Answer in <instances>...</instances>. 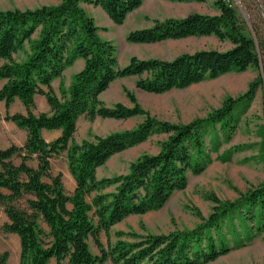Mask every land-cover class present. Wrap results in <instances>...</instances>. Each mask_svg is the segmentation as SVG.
<instances>
[{"label": "trees", "instance_id": "16d2710c", "mask_svg": "<svg viewBox=\"0 0 264 264\" xmlns=\"http://www.w3.org/2000/svg\"><path fill=\"white\" fill-rule=\"evenodd\" d=\"M143 2L59 0L56 5L34 9L0 10V60L5 61L0 66V81H5L0 101L8 108L18 99L27 110V115L7 113L4 118L27 131L25 144L0 150V206L7 217L2 231L17 236L19 264H208L230 252L223 226L236 243L248 239L253 231L264 232L263 183L235 201L210 196L211 214L207 219L200 216L202 223L192 230L145 235L118 231L115 243L110 244L112 227L130 216L160 210L174 192L186 187L189 174L197 176L206 170L210 154L220 145L215 140L211 148L206 147L207 127L221 124L227 130L237 104L252 98L263 83L259 76L244 95L227 98L208 117L188 124L151 117L126 88L123 91L131 106H107L100 95L118 79L135 77L137 90L158 95L264 65L261 30L252 24V36L226 0H215V15L192 13L153 20L151 27L131 31L126 42L155 44L214 36L229 42L228 50H200L171 61L133 56L121 67L115 47L100 38V28L82 5L98 7L112 23L122 25ZM77 59L83 60V68L67 88L60 82L57 96L52 82L61 80L64 70ZM36 95L46 98L50 115H33ZM137 116L144 120L133 129L105 136L90 134V139L74 141L80 117L92 122L95 118L123 121ZM42 130H60L61 135L47 143L41 137ZM159 134L166 138L157 154H142L124 174L97 178L96 170L114 155ZM61 153H65L75 183L71 194L65 192L62 176L54 175L51 169V160ZM14 157L19 158V164H14ZM32 160L36 168L28 164ZM21 199H25L24 209L15 205ZM90 240L99 255L92 253ZM8 260L9 253L0 251V264H8Z\"/></svg>", "mask_w": 264, "mask_h": 264}, {"label": "rangeland", "instance_id": "374dc122", "mask_svg": "<svg viewBox=\"0 0 264 264\" xmlns=\"http://www.w3.org/2000/svg\"><path fill=\"white\" fill-rule=\"evenodd\" d=\"M236 11L237 16L254 36L252 24L264 34V0H226ZM59 0H0V10L34 9L44 5H56ZM215 0L204 3L177 0H144L141 7L130 13L122 25H115L98 7H86V13L93 18L96 26H100L99 36L115 47V56L121 67L125 66L133 56L139 59H160L171 61L181 54H192L200 50H228L231 45L227 41H219L214 36L192 37L183 40H168L155 44H132L126 42L127 35L134 30L152 26L153 20L167 18H183L192 13L215 15L218 13ZM85 9V8H84ZM108 24V25H107ZM105 26V27H104ZM264 60V57H263ZM76 69V68H75ZM72 70L71 72L75 71ZM264 65L259 69L248 68L244 72H231L214 80H205L183 90H172L163 94H149L136 89V78L116 80L103 93L102 100L111 104L121 102L127 106L131 103L125 96L124 88L132 92L138 104L158 121L172 124H188L196 119H204L219 109L227 98L237 99L244 95L250 83L259 76L263 83L257 86L252 98L239 102L233 111L230 127L224 130L221 124L207 127L205 145L209 149L213 141H219L217 152L210 154L211 163L200 175L187 176L186 187L174 192L166 204L158 211L148 212L141 216H130L119 225L112 227L109 242L116 241L118 231L135 232L140 235L168 234L177 230H192L207 219L212 212L213 204L210 196L222 201H235L241 194L253 190L264 183ZM73 76L68 74L66 82ZM144 120L143 116L123 121H107L96 125V131L87 132V121L80 122L76 140L89 135L105 134L135 128ZM0 131L7 134V128ZM95 133V134H94ZM164 134L153 135L146 142L114 155L97 172V178L112 177L128 171L131 162L142 154H157L160 143L165 140ZM61 153L51 162L54 175L60 174L66 193H71L73 179L68 172L65 156ZM26 208L25 199L15 203ZM3 207L0 206V211ZM4 222L0 218V251L9 253L8 264H19V240L16 235L2 231ZM235 228L240 231L238 221ZM223 226L222 233L230 248L227 255L221 256L208 264H264V232H251L248 239L236 243L232 235L227 234ZM102 243L107 246V239L101 234ZM92 253L99 255L93 242L89 241ZM49 264H54L51 261ZM66 264V261L63 262ZM105 264H112L107 261Z\"/></svg>", "mask_w": 264, "mask_h": 264}, {"label": "crops", "instance_id": "0c3cea01", "mask_svg": "<svg viewBox=\"0 0 264 264\" xmlns=\"http://www.w3.org/2000/svg\"><path fill=\"white\" fill-rule=\"evenodd\" d=\"M82 6H83V8H85V11H87L86 7H89V6L88 5H82ZM98 27H100V26H98ZM3 63H5V61L4 60H0V66ZM83 66H84L83 60L82 59H77L71 67H68V68H66L64 70L61 80L56 79V80H54L52 82V84H51L52 89H53L54 93L57 96H59V85H60V82L63 81L64 86L67 88L70 85L71 82H69V83L66 82L65 77L68 74H70L71 76H74L76 73H78L83 68ZM74 69H75V71L71 72ZM125 79H129V78H123V79H118V80H125ZM4 83H5L4 80H1L0 81V89L3 87ZM102 95H103V93L100 95V99L102 98ZM34 103H35V106L32 109L33 115H35V116H39L40 114L50 115L52 113L51 112V108L48 105L47 100H46V98L44 96H42V95H36L34 97ZM115 103H122V104L126 105L123 100L121 102H114V103H111V104L105 103V104L107 106H112ZM7 113L9 115H14V114L27 115V110L24 107V105L18 99H15L14 102L8 108H6L4 102H1L0 101V130L3 127H6L7 128V131H6L7 134H4L3 131H0V150L7 149L11 145H15L17 147H22L25 144V142L27 140V136H28V133H27L26 130L20 129L14 123H12L10 121H6L4 119ZM83 120H86L87 121V123H88L87 124V132H88V130H90L91 133H93V132L96 131L95 130L96 129V125H99L101 122L106 123L107 121H117V120H111V119L95 118L92 122H90L86 118L80 117L78 119V121H77V129H76V133L74 135V141L77 142V143H80L82 140H84L86 138V133H85V137H83L80 141H77L76 140V135H77V132H78V129H79V126H80V122L83 121ZM109 133H112V132H107L105 134H99V133H97V134L94 133V134L95 135H98V136H105V135H107ZM60 135H61V131L60 130H51V131L42 130L41 131V137L47 143L53 142ZM62 155L65 156V153H63ZM52 160H51V162H52ZM65 160H66V158H65ZM13 162H14V164H19L20 160H19V158L14 157L13 158ZM28 164L31 167H33V168H36V165H37V163H36L35 160L29 161ZM100 169L101 168H98L96 170V175H97V172L100 171ZM74 188H75V183L73 181V182H71V191H70L71 193L73 192ZM2 192L3 193H6V191H4V190ZM71 193H68V194H71ZM0 218H1V220L4 223L7 222V217L4 214V210L0 211ZM119 224H117V225H119ZM117 225H115V226H117ZM62 264H63V262H62ZM66 264H68L67 261H66Z\"/></svg>", "mask_w": 264, "mask_h": 264}, {"label": "water", "instance_id": "95a60500", "mask_svg": "<svg viewBox=\"0 0 264 264\" xmlns=\"http://www.w3.org/2000/svg\"><path fill=\"white\" fill-rule=\"evenodd\" d=\"M262 13H263V18H264V10L262 9Z\"/></svg>", "mask_w": 264, "mask_h": 264}]
</instances>
